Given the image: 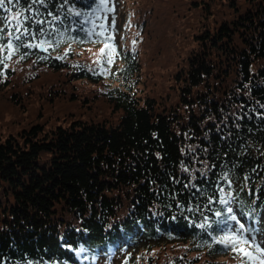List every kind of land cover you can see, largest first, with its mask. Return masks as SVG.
<instances>
[{
	"label": "trees",
	"instance_id": "16d2710c",
	"mask_svg": "<svg viewBox=\"0 0 264 264\" xmlns=\"http://www.w3.org/2000/svg\"><path fill=\"white\" fill-rule=\"evenodd\" d=\"M193 4L181 49L168 16L158 32L133 8L130 33L117 50L120 81L113 85L73 55L75 47L104 39L80 31L92 27L94 0L0 5L3 43L21 34L18 25L31 33L25 43L51 42L46 50L22 48L30 54L13 55L7 68L0 64V93L7 90L20 104L32 85L47 86L52 104L64 99L82 106L86 98L76 102L70 90L100 78L102 100L110 113L118 109L113 119L70 113L64 124H28L0 137V264H98L128 248L131 259L117 264H231L225 259L231 247L213 243L222 235L215 213L233 191L230 176L241 185L237 219L254 222L245 214L249 203L255 221L264 222V0H247L244 10L226 0L227 10L214 20ZM159 55L171 63L167 81L176 87L177 104L132 89L143 56Z\"/></svg>",
	"mask_w": 264,
	"mask_h": 264
},
{
	"label": "rangeland",
	"instance_id": "374dc122",
	"mask_svg": "<svg viewBox=\"0 0 264 264\" xmlns=\"http://www.w3.org/2000/svg\"><path fill=\"white\" fill-rule=\"evenodd\" d=\"M191 1L195 2L194 6H198V8H202L200 14L203 16H208L211 20L218 19L224 12L227 10V7L223 4L226 0H207L209 3L207 4L206 0H182L180 4L175 3L174 5H170L169 0H109L108 7L112 8V12L107 13H99L101 16L100 20H96L93 17L94 23L97 25L99 23H104L107 32H105V36L110 35L111 40L108 41L109 45L114 47L115 51L112 55V63H107L108 57L102 56L100 54V49L105 45L103 41L99 43H91L85 46L75 47L73 50V55L76 60H84L88 65L89 70H92L94 73L95 70L103 74L104 81H110L112 85L114 83H118L120 81V73H116L117 67L119 65L118 57L119 52L117 51L123 42L126 40L125 37L127 33L129 34V29L131 27V19L134 9H138V14L146 18V23L149 27H153L155 25L156 29H160V25L166 24V16L172 22V24L168 27L170 34L175 37L177 36L179 45H176L179 49H181L180 45L184 44V39L182 40V35L184 33H188V25L190 20H192V14L196 11L191 10L189 5ZM223 1V2H222ZM229 1V0H228ZM238 7L244 10L247 6V0H235ZM231 4V3H230ZM209 7V9L207 8ZM231 11L236 13L237 10L233 8V5H230ZM134 8V9H133ZM174 8V10H173ZM211 8V12L210 11ZM146 9L145 13L143 11ZM198 9V10H199ZM151 10V12H150ZM207 11V12H206ZM178 14V15H177ZM104 16H107V19H103ZM229 16V14H227ZM199 18L201 16H198ZM114 18V23H113ZM197 15L195 16V20ZM165 19V20H164ZM156 26V23H158ZM210 23V22H209ZM147 30V29H146ZM159 32V30H158ZM180 32V33H178ZM123 40V41H122ZM175 41V40H174ZM148 41L147 39L143 40L142 48H147ZM175 49L177 50V48ZM179 53V50H177ZM178 53H175L178 54ZM160 56V55H159ZM97 59H99V63H96ZM171 67V63L165 59H162V56L159 58L156 56L155 60L146 59L143 56V66L141 73L136 76L137 85L132 86L134 92L140 93L141 96L146 95H156L164 97L162 100H166L167 102L172 100L174 104H177L179 99L177 92L175 90L174 85H170L167 77L168 69ZM42 78H46L43 76ZM100 78L97 80L87 82V85L75 87L70 91H73V98L75 101H79L81 98H86L83 100L82 106H78L76 104H72L73 102L61 101L64 99H56L54 104L47 99L45 95L47 93V86H39L32 85V91L29 93L30 97H28L25 103L17 104V102H13L8 97V91L4 90L0 93V137L6 136L10 133H16L19 130L26 128L31 124H42L45 128L50 126H55L56 124H64L65 118L70 119L72 116H69L70 113H78V112H87L92 113L95 118H108L113 119L118 115L117 111L110 113V106L107 105L105 101L102 100V95L100 92H104V89L101 88V85L98 83ZM134 82V84L136 83ZM133 84V85H134ZM96 88L98 91L90 92L89 88ZM68 95L69 90H65ZM62 93V92H60ZM63 94V93H62ZM166 96V97H165ZM79 98V100H78ZM60 100V101H59ZM76 101V102H77ZM69 103V104H68ZM92 104L90 108L88 105ZM67 106L66 110L61 109L62 107ZM104 115V116H103ZM230 181L233 185V191L231 192V207L233 208V215L238 216L239 218V197L237 196L238 191L240 190V181L239 179H234L233 176H230ZM245 214L248 218H253L255 222V210L254 206H250L249 203L244 208ZM246 222V219H243ZM259 221V226L264 229L263 218L260 217L257 219ZM256 220V221H257ZM235 225V227H239L235 222H230ZM240 223L242 220L240 219ZM258 240H264V235L259 236ZM264 246V245H262ZM244 247L249 252H254V247H249L248 245H237V248ZM133 249L128 248L123 252V256H117L116 252L114 254V259H105L99 262L98 264H117L125 257L129 258V255H132ZM226 261L231 264H242V261L245 264H251V262L247 261V258L239 254L238 252H233V255L230 257H225ZM256 264H259V261H256Z\"/></svg>",
	"mask_w": 264,
	"mask_h": 264
},
{
	"label": "snow or ice",
	"instance_id": "6c2138e0",
	"mask_svg": "<svg viewBox=\"0 0 264 264\" xmlns=\"http://www.w3.org/2000/svg\"><path fill=\"white\" fill-rule=\"evenodd\" d=\"M14 0H8V3H13ZM19 2V0H16ZM33 4H45L46 0H32ZM65 3H68V0H65ZM109 0H94L95 7H92L91 13L92 16L96 20H100L101 16L99 13H107L112 12L113 9L108 7ZM5 0H0V5H4ZM61 9L63 10V5H61ZM39 13V9L36 10ZM68 12L71 13L73 16L80 17L84 15L81 11H73L72 8L68 9ZM20 15V14H17ZM48 16H51L53 20H59V17L54 15L51 12L47 13ZM26 19L31 20L32 17H26ZM103 19H107V16H104ZM45 21L36 20L35 23L41 24ZM113 18V23H114ZM99 28V31L96 29ZM15 32L21 33L20 35L14 36V38L8 39L7 43H3L4 39V29H0V64H2L5 68L8 67L6 60L10 59L13 55L19 53L20 60H24L30 53L29 52H21L22 48L32 49V48H42L45 44H51L50 41L41 40L39 43H25L24 39L22 38L25 34L31 35L29 29L23 28L21 31V26H17L14 29ZM44 30L41 28L39 30L42 33ZM80 31L85 32L86 38H91L93 35L96 37H103L104 47L100 49V54L102 56L108 57L107 63H112V55L115 51L114 47L110 46L108 41L111 40V36H105V32H107V28L104 23H99L98 25L93 22L92 27L89 28H80ZM39 34V33H38ZM51 36V33H48ZM8 36L12 37L13 33L8 32ZM35 37H33L34 39ZM135 43V42H134ZM46 50V49H45ZM7 51V55H3V53ZM60 57H57L59 59ZM39 59H47V57H39ZM96 63H99V59H97ZM2 74V73H0ZM223 192V189H220ZM231 194H227L224 198L220 200L221 205H223L222 210L216 211L215 215L220 217V224L224 225L221 229L222 235L213 238V243L222 245L224 249L231 247L233 252H238L242 256L247 258L248 262L251 264H256V261H259V264H264V240H258L259 236L264 235V229L259 226V221L252 222L250 221L249 224L246 226L237 219L235 215H233V208L231 207L232 199L230 198ZM235 221L239 227H235V225L229 223ZM237 245H248L249 247H254V252H249L244 247L237 248ZM210 248L212 247L211 244L208 245ZM242 264H245L242 261Z\"/></svg>",
	"mask_w": 264,
	"mask_h": 264
},
{
	"label": "water",
	"instance_id": "95a60500",
	"mask_svg": "<svg viewBox=\"0 0 264 264\" xmlns=\"http://www.w3.org/2000/svg\"><path fill=\"white\" fill-rule=\"evenodd\" d=\"M41 50H45V47L43 46L42 48H40Z\"/></svg>",
	"mask_w": 264,
	"mask_h": 264
}]
</instances>
